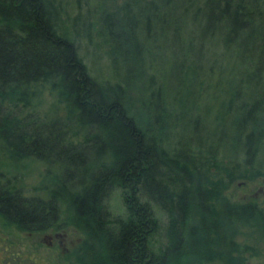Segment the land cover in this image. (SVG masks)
Masks as SVG:
<instances>
[{
	"label": "trees",
	"instance_id": "1",
	"mask_svg": "<svg viewBox=\"0 0 264 264\" xmlns=\"http://www.w3.org/2000/svg\"><path fill=\"white\" fill-rule=\"evenodd\" d=\"M0 154L50 178L30 190L0 168V264L32 260L10 227L66 225L75 264H249L237 236L264 238V200L226 190L264 174V0H0Z\"/></svg>",
	"mask_w": 264,
	"mask_h": 264
},
{
	"label": "rangeland",
	"instance_id": "2",
	"mask_svg": "<svg viewBox=\"0 0 264 264\" xmlns=\"http://www.w3.org/2000/svg\"><path fill=\"white\" fill-rule=\"evenodd\" d=\"M70 15H72L71 12ZM74 24L77 26L79 23L75 19L66 22L65 28L68 32L72 31ZM85 47H82L80 53L85 56L84 60L89 64L91 71L96 74H98L99 71L102 72L100 69H104L105 64L98 59L96 45L89 48H87L88 45H85ZM88 52L91 54L90 56H86L89 55ZM170 59H172V55L168 54L165 63L169 62ZM123 65V69L128 67L126 64ZM156 69L158 70L156 73L162 72L159 65H156ZM139 80L140 79L137 77L134 81V85L136 86V90L133 91L134 93L136 91L142 93V90L146 87L145 79L141 82H139ZM172 83L173 85L171 86L170 84ZM165 84L169 85L177 98H186L188 94L194 93L197 90L194 84H191L189 89H183V85L175 84L174 80L169 77L165 79ZM203 98L205 99L200 102V112L204 111L205 107L214 104L211 98H207V96ZM185 108L187 109V106ZM139 110L143 111L140 107ZM0 168L6 171L7 175L15 178V181L22 182L24 186L30 190H33V186L38 185L41 180L43 183L46 181L50 184L49 177L43 179L45 165L35 159L19 162H10L5 159H0ZM38 191L43 193L41 189H38ZM226 193L232 200L261 202L264 200V174L254 178L235 179L227 188ZM105 202L112 216L125 215V203L120 188L112 190ZM7 231L11 232V236L18 240V247L32 256V260H27L25 264H75L71 250L73 246L79 242L82 234L72 225H66L56 230L49 228L29 233L28 235L25 232L18 231L15 227H10V231ZM237 240L242 244L241 248L244 249L249 264H264V238L256 224H248L241 227ZM207 264L224 263L219 260H214Z\"/></svg>",
	"mask_w": 264,
	"mask_h": 264
},
{
	"label": "water",
	"instance_id": "3",
	"mask_svg": "<svg viewBox=\"0 0 264 264\" xmlns=\"http://www.w3.org/2000/svg\"><path fill=\"white\" fill-rule=\"evenodd\" d=\"M49 237V236H48ZM47 242H49V241H47Z\"/></svg>",
	"mask_w": 264,
	"mask_h": 264
}]
</instances>
